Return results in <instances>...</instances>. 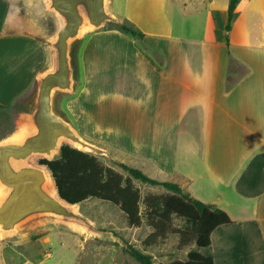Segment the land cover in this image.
<instances>
[{
  "label": "crops",
  "instance_id": "crops-1",
  "mask_svg": "<svg viewBox=\"0 0 264 264\" xmlns=\"http://www.w3.org/2000/svg\"><path fill=\"white\" fill-rule=\"evenodd\" d=\"M122 2L119 19L144 37L110 28L83 40L69 120L149 177L250 223L264 246V0H238L229 30V0ZM12 15L0 0L2 105L27 91L45 59Z\"/></svg>",
  "mask_w": 264,
  "mask_h": 264
},
{
  "label": "rangeland",
  "instance_id": "rangeland-1",
  "mask_svg": "<svg viewBox=\"0 0 264 264\" xmlns=\"http://www.w3.org/2000/svg\"><path fill=\"white\" fill-rule=\"evenodd\" d=\"M9 1L13 12L12 26L14 30L43 39L41 42L45 46L44 65L36 73L37 75L43 72L50 62L46 39L56 29L55 16L46 10L45 4L41 0ZM122 10V0H109L108 11L119 22L128 23L119 19ZM117 23L106 21L97 29L83 30L82 41L78 43L76 51L78 67L83 40L100 30L117 29ZM36 75L25 93L12 103L0 106V141L16 135L21 130L19 117L23 99L33 86ZM82 80L81 71H79V83L75 91L71 94L61 95L59 98L58 108L66 115L68 103L79 94ZM93 144L103 150L95 153L103 164L113 167L124 176H129L128 172L120 166L121 163L128 164L117 152L99 144ZM59 153L55 154L54 158ZM40 159L42 157H37L36 161ZM133 180L141 196L139 205L142 222L139 226H130L127 223L126 215L113 203L90 197L77 203V211L89 218L97 228L113 231L116 237L87 234L82 229L60 222H44L15 235L0 234V264H140L129 254L130 247L149 255L152 264H169L176 260L184 261L191 250H197L203 255H210L215 264H239L235 261L234 256L237 237L244 242L242 264H264V246L258 238L256 229L250 223H234L215 229L211 234V244L206 249H197L194 243L179 247L178 232H167L166 235L159 236L156 241L147 244L145 240L154 229L148 221L143 198L146 195L173 194L174 192L161 185H152L135 178ZM170 224L177 229L186 226L185 219L174 214L171 216Z\"/></svg>",
  "mask_w": 264,
  "mask_h": 264
},
{
  "label": "water",
  "instance_id": "water-1",
  "mask_svg": "<svg viewBox=\"0 0 264 264\" xmlns=\"http://www.w3.org/2000/svg\"><path fill=\"white\" fill-rule=\"evenodd\" d=\"M42 1L57 26L46 39L49 65L36 75L23 99L22 128L0 141V234L15 235L44 222H60L87 234L116 237L79 213L77 203L63 198L49 166L36 158L51 160L62 145L94 154L103 151L77 132L58 103L79 83L76 51L83 30L119 20L108 11L109 0Z\"/></svg>",
  "mask_w": 264,
  "mask_h": 264
},
{
  "label": "trees",
  "instance_id": "trees-1",
  "mask_svg": "<svg viewBox=\"0 0 264 264\" xmlns=\"http://www.w3.org/2000/svg\"><path fill=\"white\" fill-rule=\"evenodd\" d=\"M237 2L238 0H229L226 30L230 29ZM117 29L140 41L144 37L143 32L131 23L118 22ZM231 84L232 82L227 83L228 86ZM0 106L3 105L0 104ZM40 162L49 166L60 195L67 201L79 203L93 197L111 202L126 215L130 226H139L142 222L139 205L140 191L134 185L133 178L152 185H161L173 191V194L146 195L143 198L148 221L154 229L145 240L147 244L156 241V238L166 235L167 232H178L179 247L194 243L197 249H206L211 244V234L215 229L234 224L227 212L200 200L190 199L176 183L159 181L138 168L121 163L120 166L129 174L124 176L113 167L103 164L97 155L69 145H62L57 157L51 160L43 158ZM251 165L259 168L260 157H255ZM173 214L185 219L184 228L177 229L170 224ZM128 252L140 264H152L149 255L133 247H130ZM243 252L244 242L237 237L234 256L239 264L244 261ZM169 264L215 263L210 255L191 250L186 260H176Z\"/></svg>",
  "mask_w": 264,
  "mask_h": 264
}]
</instances>
